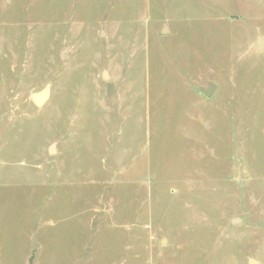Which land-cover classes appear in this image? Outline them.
I'll use <instances>...</instances> for the list:
<instances>
[{"label": "rangeland", "instance_id": "obj_1", "mask_svg": "<svg viewBox=\"0 0 264 264\" xmlns=\"http://www.w3.org/2000/svg\"><path fill=\"white\" fill-rule=\"evenodd\" d=\"M259 36L264 0H0V264H264Z\"/></svg>", "mask_w": 264, "mask_h": 264}, {"label": "water", "instance_id": "obj_2", "mask_svg": "<svg viewBox=\"0 0 264 264\" xmlns=\"http://www.w3.org/2000/svg\"><path fill=\"white\" fill-rule=\"evenodd\" d=\"M258 47L259 49H264V38L259 36L258 37ZM51 83H48L43 89H41L40 91L34 92L32 93L31 97L32 100L38 105V106H43L48 99L50 98L51 95ZM218 88V84L215 82H210L208 87H203L201 89V91L203 92V94H205L208 97H211L215 91ZM51 150H53V147H51ZM255 261L251 260V264H254Z\"/></svg>", "mask_w": 264, "mask_h": 264}]
</instances>
